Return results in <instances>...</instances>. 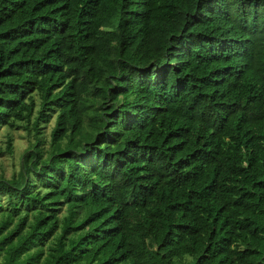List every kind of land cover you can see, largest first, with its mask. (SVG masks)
<instances>
[{"label": "trees", "instance_id": "obj_1", "mask_svg": "<svg viewBox=\"0 0 264 264\" xmlns=\"http://www.w3.org/2000/svg\"><path fill=\"white\" fill-rule=\"evenodd\" d=\"M0 127V264H264V0H0Z\"/></svg>", "mask_w": 264, "mask_h": 264}, {"label": "rangeland", "instance_id": "obj_2", "mask_svg": "<svg viewBox=\"0 0 264 264\" xmlns=\"http://www.w3.org/2000/svg\"><path fill=\"white\" fill-rule=\"evenodd\" d=\"M53 126V120L46 126L45 133L48 136ZM11 134L13 154L0 153V174L10 177L13 172L19 169L20 159L24 150L28 147L31 137L22 129L8 130L6 127H0V150H4L7 142V136ZM1 261V257H0Z\"/></svg>", "mask_w": 264, "mask_h": 264}]
</instances>
